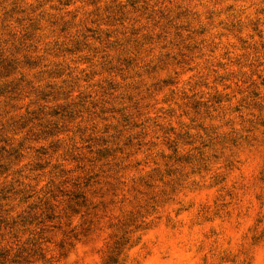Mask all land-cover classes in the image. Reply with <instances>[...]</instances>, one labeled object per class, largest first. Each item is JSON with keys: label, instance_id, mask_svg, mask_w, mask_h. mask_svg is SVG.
Wrapping results in <instances>:
<instances>
[{"label": "clouds", "instance_id": "9594fccd", "mask_svg": "<svg viewBox=\"0 0 264 264\" xmlns=\"http://www.w3.org/2000/svg\"><path fill=\"white\" fill-rule=\"evenodd\" d=\"M108 2L31 0V6L25 5L26 14L36 19L39 27L28 42L34 47L22 48L15 55L22 59L27 53L42 59L36 67H21L8 79L23 75L34 87L55 84L68 91L69 101L88 93L89 102L67 131L49 140L25 141L23 158L12 162L5 175V183H13L19 190L3 202L7 217L16 218L51 184L65 181L62 186L71 187L83 174L78 167L82 162L72 156L86 152L75 130L86 128V136L114 135L112 126L118 116L108 111L101 114L100 106L131 111L126 99L130 94L141 109L136 117L140 126L131 132L143 135L139 147H123V137L116 140L123 151L106 165L108 182L117 186L115 192L104 184L95 186L99 190L90 196L91 203L106 207L93 230L72 238L61 252L57 243L65 231L78 230L84 213L63 219L61 229L47 233L43 257L36 264H105L116 225L134 209L140 218L129 228V240L119 254L122 264H264V126L249 123L264 117V110L240 103L249 86L264 98V23L259 34L250 27L257 17L264 21V0H142L135 9L125 4L115 20L105 10ZM64 22L69 26L61 32ZM4 25L0 47L14 51L13 46L19 44V26L14 18L5 20ZM86 26L95 29L98 38L87 33ZM80 34L87 47L71 55L64 53L63 45ZM146 36L152 39L146 40ZM117 40L135 57V63L123 71H106L101 65L108 60L115 64L113 58L119 52L109 48L108 41ZM194 42L198 51L181 60L184 45ZM53 64L65 66V71L49 76ZM149 65L153 70H146ZM169 77H175L174 85L155 87ZM105 78L119 87L110 96L100 97L97 84ZM217 95L222 97L218 103L212 99ZM193 97L205 105L198 115L188 107ZM34 98V94L23 96L3 119L33 107ZM63 102V98L49 101V106ZM92 102L97 107L93 108ZM236 105H240L239 112L233 110ZM27 133L24 128L9 135L15 144ZM185 133L187 141L179 139ZM53 139L61 146L50 157L47 169L30 171L33 150ZM166 141H176L180 153H192L195 159L189 164L169 161L173 170L165 174V158L172 151ZM149 176L152 183L147 191L156 202L145 209L140 207L144 196L137 191L136 182ZM38 230V225H31L19 232L17 243L26 242Z\"/></svg>", "mask_w": 264, "mask_h": 264}, {"label": "rangeland", "instance_id": "374dc122", "mask_svg": "<svg viewBox=\"0 0 264 264\" xmlns=\"http://www.w3.org/2000/svg\"><path fill=\"white\" fill-rule=\"evenodd\" d=\"M68 0H61V3H67ZM89 3H96L97 0H88ZM142 0H109L105 10L110 13V16L115 20L119 19L125 4L135 9L138 3ZM146 2V0H145ZM31 6V0H0V29L5 27L4 21L8 18H14V22L19 26V35L16 38L19 41L18 45H14L13 50H5L0 47V264H36V261L42 259L43 249L42 242L48 240L47 233L54 229H61V221L67 217L74 216L78 212L84 213V219L78 226V230H67L64 232L63 240L57 243V248L63 252L68 246L72 238L77 236H86L94 228L99 213L106 205H93L90 196L95 194V186L104 184L107 190L115 192L116 185L108 182V171L106 165L115 161L117 154L123 151L121 145L116 143L119 137H123V147L132 148L139 147L141 133H132L133 128L139 127L136 117L140 115V102L132 95H127L126 99L129 101V111L127 108H108L105 109L100 106V113L105 111L113 112L118 116L116 125L112 127L115 129L114 135L105 137L103 135H85L86 128L78 127L75 131L82 141H84L85 153L72 156L73 159L80 161L78 167L82 171V175L72 181L71 187H63L65 181L61 184H51L47 192L42 196H37L36 200L14 219H9L3 206V202L11 199L19 194L13 183H5V175L11 163L23 158L25 141L26 140H49L55 137L58 133L68 130L69 124L80 114L82 108H85L89 102V94L83 93L76 101L68 100V91L65 88L58 87L52 83H45L41 87H34L31 81L24 78L23 75L19 79H8L16 73L21 67L34 68L40 62L42 57H32L30 54H25L22 59H18L15 52L22 48L34 47L28 42L35 38V33L39 27L38 21L26 14L25 5ZM36 6H39L38 2ZM161 16L164 13L161 12ZM53 23H57L53 21ZM171 23V21H168ZM264 23L259 17L250 21V27L260 33V25ZM69 24L64 22L60 24L59 30L66 31ZM87 33L93 37H97V31L91 27L86 26ZM200 29L199 32H203ZM135 35V30L132 32ZM13 36L16 34L13 33ZM179 35V32L176 33ZM83 34L73 35L63 45L62 51L68 55L82 50L87 47L85 40L82 38ZM107 40V34L104 37ZM146 40H151L150 36L145 37ZM159 39V36L157 37ZM128 41L126 40L125 43ZM244 44V41H241ZM139 42H134L133 47L138 46ZM109 48L119 49L118 54L113 58L115 64L110 60L102 64L101 67L106 71H123L129 69L135 63V57L127 54V49L121 47L120 42L108 41ZM264 47V44L261 45ZM185 51L179 53L181 60L185 55L198 51V43L191 45H184ZM106 59V58H105ZM162 59H169L164 57ZM175 59V57H171ZM147 71L153 70V66H146ZM65 71V66L61 64H53L48 70L49 76H59ZM176 82L175 77L163 83L155 85L157 89L162 86H172ZM119 85L111 79L105 78L102 82L97 84L99 89V96H110L112 92L118 88ZM247 95L242 97L241 105L244 107H255L258 110H264V98L259 97L257 90L249 86L246 90ZM34 94L35 98L31 101L33 107L26 108V110L18 116L4 120L3 116L9 109L17 108V102L25 95ZM63 98V103H55L49 106V101H57ZM214 102H220L222 97L219 95L212 98ZM92 107H97L96 102H92ZM188 107L194 114H199L201 108L205 105L202 101L196 98H190ZM86 110V109H85ZM234 111H240V105H236ZM264 126V117H258L255 122ZM31 125V127H29ZM27 128L28 133L24 140L13 144L10 137V132L18 131ZM107 131V128H105ZM128 133V134H126ZM187 141L188 134L185 133L179 137ZM233 143L236 138H233ZM167 146L172 150L171 155L165 158L164 173L170 174L172 164H189L195 159L192 153H180L176 141H166ZM60 143L56 140H50L49 143L41 144L33 150V162L30 171L42 173L47 169L49 159L60 147ZM86 153H91L87 155ZM60 174H63L61 171ZM161 173L157 170L156 175ZM151 176L147 178H140L137 184V191L144 196V202L140 205L141 208H150L155 204L153 193L147 191L151 186ZM139 214L134 209L123 220L116 225V231L113 235L112 243L105 256V264H122L119 254L121 249L127 244L129 240V228L138 220ZM38 225L39 230L32 233L30 239L24 243H17L19 240L18 233L27 231L29 226ZM15 244V247H14Z\"/></svg>", "mask_w": 264, "mask_h": 264}]
</instances>
